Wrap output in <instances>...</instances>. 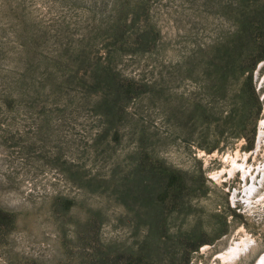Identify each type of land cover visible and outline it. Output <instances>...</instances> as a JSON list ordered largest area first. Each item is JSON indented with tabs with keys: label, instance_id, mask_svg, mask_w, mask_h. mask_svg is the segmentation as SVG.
Here are the masks:
<instances>
[{
	"label": "rangeland",
	"instance_id": "obj_1",
	"mask_svg": "<svg viewBox=\"0 0 264 264\" xmlns=\"http://www.w3.org/2000/svg\"><path fill=\"white\" fill-rule=\"evenodd\" d=\"M262 120L264 0H0V264H263Z\"/></svg>",
	"mask_w": 264,
	"mask_h": 264
},
{
	"label": "bare ground",
	"instance_id": "obj_2",
	"mask_svg": "<svg viewBox=\"0 0 264 264\" xmlns=\"http://www.w3.org/2000/svg\"><path fill=\"white\" fill-rule=\"evenodd\" d=\"M263 141H264V120H262L261 122H260V130H259V135H258V138H257V145H256V148L258 147V146H260L262 143H263ZM261 147H262V145H261ZM260 148V147H259ZM233 164H234V166L236 165V167L238 166V168L240 167V169H241V171H242V176L244 177V179H246L245 177H251V180H252V183H251V185L250 186H247V184H248V180L246 181V189H250V192H251V190L252 189H256V184L257 183H254L255 181H256V179L254 178V176L252 175V172L250 171V169H246L244 166H242V165H239V164H237V162H233ZM236 167H234V168H236ZM237 169V168H236ZM259 169V168H258ZM261 169V168H260ZM262 169H264V168H262ZM258 171V170H257ZM263 171V172H262ZM261 172H262V174H263V176H264V170H261ZM244 187V188H245ZM245 192V191H244ZM246 193H248V192H246ZM246 195V194H245ZM248 195H249V193H248ZM245 197V196H244ZM249 200H250V198H248ZM252 199V198H251ZM244 201H246V199H244ZM248 202V201H247ZM246 203V202H245ZM249 203V202H248ZM247 204V203H246ZM254 204V203H253ZM250 205V204H249ZM255 205V204H254ZM250 238H248V239H240L239 241H235L233 244L231 243L230 244V246H228V248L224 251V252H222V253H220V256L221 257H223V258H233L234 259V257L233 256H235V255H237V254H239V253H241V252H243V251H245V249L247 248V247H249V244H250V240H249ZM252 240V239H251ZM242 254V253H241ZM263 259H264V255H262L261 257H260V259H259V261L260 262H262L263 261ZM221 260H222V258H221ZM225 260V259H224ZM231 261V260H230ZM264 264V263H263Z\"/></svg>",
	"mask_w": 264,
	"mask_h": 264
}]
</instances>
